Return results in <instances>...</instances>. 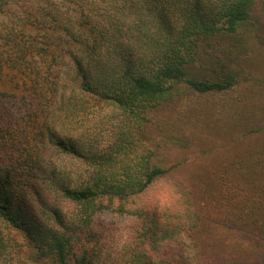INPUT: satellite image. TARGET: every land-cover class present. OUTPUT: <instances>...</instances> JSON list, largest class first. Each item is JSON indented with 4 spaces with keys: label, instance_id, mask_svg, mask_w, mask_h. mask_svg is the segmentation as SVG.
Returning <instances> with one entry per match:
<instances>
[{
    "label": "trees",
    "instance_id": "obj_1",
    "mask_svg": "<svg viewBox=\"0 0 264 264\" xmlns=\"http://www.w3.org/2000/svg\"><path fill=\"white\" fill-rule=\"evenodd\" d=\"M263 30L264 0H0V264H102L88 246H110L102 211L175 165L144 138L151 111L180 84L227 91ZM204 65L216 75L200 74ZM236 181L219 189L225 219L264 239V183L248 169ZM139 208L124 264H215L190 243L197 214L187 226L184 209ZM12 230L28 250L16 260Z\"/></svg>",
    "mask_w": 264,
    "mask_h": 264
},
{
    "label": "rangeland",
    "instance_id": "obj_2",
    "mask_svg": "<svg viewBox=\"0 0 264 264\" xmlns=\"http://www.w3.org/2000/svg\"><path fill=\"white\" fill-rule=\"evenodd\" d=\"M253 42L242 56L238 81L227 91L199 93L180 84L176 98L151 111L144 138L165 164L175 165L155 187L125 202L115 199L102 211L101 220L115 228L110 246L101 248L96 237L88 244L89 248L100 246L102 264L128 261L144 222L145 211L139 207H150L154 202L161 212L173 215L184 209L191 216L187 226L195 222V214L203 220L191 233L190 243L197 239L196 247L216 257L215 264H264L262 236L246 234L226 220L218 200L222 183L228 179L237 182L245 169L254 182L264 183V40ZM203 69L200 74L206 77L217 73L211 66ZM90 124L87 134L97 126ZM261 194L257 208L264 207L263 188ZM119 204L133 213L119 211ZM11 234L16 239L10 240L16 260L28 250L19 232L12 230Z\"/></svg>",
    "mask_w": 264,
    "mask_h": 264
}]
</instances>
